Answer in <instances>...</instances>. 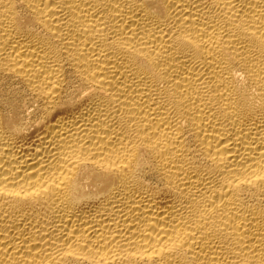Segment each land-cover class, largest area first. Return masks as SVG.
I'll return each instance as SVG.
<instances>
[{"label": "bare ground", "instance_id": "1", "mask_svg": "<svg viewBox=\"0 0 264 264\" xmlns=\"http://www.w3.org/2000/svg\"><path fill=\"white\" fill-rule=\"evenodd\" d=\"M0 264H264V0H0Z\"/></svg>", "mask_w": 264, "mask_h": 264}]
</instances>
